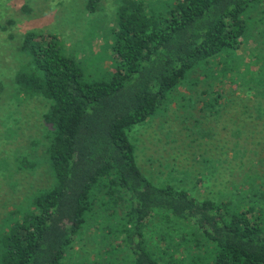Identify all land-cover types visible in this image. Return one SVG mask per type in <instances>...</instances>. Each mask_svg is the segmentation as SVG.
<instances>
[{"label": "trees", "instance_id": "obj_1", "mask_svg": "<svg viewBox=\"0 0 264 264\" xmlns=\"http://www.w3.org/2000/svg\"><path fill=\"white\" fill-rule=\"evenodd\" d=\"M97 1L85 0V10L94 12ZM263 2L112 0L114 24L104 43L110 69L92 79L75 48L67 52L56 34L27 29L20 44L25 58L12 81L16 96L45 101L37 144L48 183L28 190L0 219V264H115V257L98 254L70 261L68 249L90 227L95 241L110 245L95 248L106 254L116 253L113 239L121 240L125 264H264V175H257L264 158L239 141L253 128L251 141L264 145V86L251 85L257 74L264 79V56L246 62L244 80L229 64ZM253 63L256 73L248 69ZM225 82L251 92L253 104L241 99L245 93L230 96ZM186 96L193 101L182 106ZM173 104L188 107L180 115L192 121L193 142L209 141L202 154L209 176L227 155L247 149L252 160L240 185L200 197L191 187L205 185L204 175L190 176L181 188L153 183L140 171L130 131L163 119ZM219 118L232 140L223 149L213 143ZM205 120L213 129L203 127ZM23 155L15 170H33L35 159Z\"/></svg>", "mask_w": 264, "mask_h": 264}, {"label": "rangeland", "instance_id": "obj_2", "mask_svg": "<svg viewBox=\"0 0 264 264\" xmlns=\"http://www.w3.org/2000/svg\"><path fill=\"white\" fill-rule=\"evenodd\" d=\"M84 1L0 0V82L2 84L0 91V219H3L12 205L21 201L22 196L28 190L46 186L48 183L44 165L41 163L42 149L37 144V140H40L42 135L41 114L45 109V101L40 98L16 96L12 81L15 70L20 67L25 58L23 52L20 51L23 33L27 29H32L37 32L43 31L56 34L66 46L67 52H71L75 48V55L77 57L83 56L82 69L91 79L110 69L109 63L111 60L105 50L104 43L108 42V28L114 24L112 0H98L94 12L85 10ZM252 15L253 19L250 21V26L248 25L249 33L246 42L236 51L235 56H231L233 59L229 60V64L235 65L236 69L238 67V79L243 80L249 74L244 71L247 67L246 62L249 60L255 61L257 55L264 56V2ZM256 65L257 63L250 64L248 69L252 67V72L256 73ZM257 75L255 78L251 77V85H253V81L259 80L258 84L263 87L264 79H261L263 75L260 74L259 77ZM245 82L247 83V81ZM222 87L225 91L230 89V96L231 94L232 96H243L245 93V91H239L243 88H237L233 84L229 87L228 82L222 84ZM217 89H219V83H217ZM177 91L185 90L182 86H179ZM249 95H251V92L249 94L245 93L246 98L241 99H244L251 106L253 99L251 97V100H247ZM179 100L183 106L184 104H190L193 97L186 96L182 99L180 97ZM187 110L186 105L184 110L181 111L179 107L176 109L173 104L172 107L167 109L166 117L165 114L161 115L163 119L156 117L151 120L149 125L142 122L133 127L130 131V133L132 132L130 139L135 147L137 166L149 181L156 184L167 182L181 188L188 187L189 179L187 178L190 176L195 181V179L204 175L203 182L207 181V183L205 185L195 183V187L192 186L191 189H195L200 197H220L221 194L232 191L235 186L243 182L242 179L248 172L246 166L249 167L250 160H252H249L251 156L247 149L255 148L259 150V153L256 154L257 157L264 158V150H261L264 147L263 140L261 139V145H254L251 140L255 129H245L243 133L244 143L241 139L239 141L241 142L240 147L243 148L244 144V148L247 149L243 153L238 152L237 154L227 155L220 161V166H216L217 170L214 169L213 174L209 176V173H205V171H210V169L208 170V167H210L209 162L207 161V164L203 162L205 161L203 158L207 157V154L205 153V157L202 155L205 149L210 146L208 145L209 141L204 140L205 142L202 141L201 144L193 142L192 138L196 133H194L195 129H193L194 134L191 133L190 124L192 121L189 117L180 115L183 111L186 113ZM225 119H223V124ZM187 124H189V130ZM201 124L203 127H211L209 126L211 123L208 124L206 120ZM214 127L217 134L213 143L216 141L220 147L222 146L221 149L223 147L227 148V145H221V143L230 145L229 142H232L227 134L228 127L222 128L221 120ZM211 128L213 129V127ZM225 139L229 140L225 141ZM30 144L38 146L31 148ZM211 149L213 148L211 147ZM211 154L212 156L218 155L215 154L214 149ZM22 155L23 159L27 158L32 161L35 159L33 170H27V167L24 171L23 168L15 170L14 163L17 161L15 158L19 156V161H21ZM200 157L202 158L201 161ZM183 169L187 171V176ZM258 171L257 175L260 173L263 177L264 161L263 167L260 166ZM262 185L264 186V184ZM193 192L195 193V191ZM93 233L95 232H92L91 227L87 228L82 236L74 241L73 248L67 251V254L71 253L70 261L81 257L79 260L81 262L86 256L92 259L98 254L101 257L97 259L115 257V264H125L123 259L127 258V255L121 247L120 239L112 240L116 253L107 252L106 254L101 248H95H98L99 245L108 250L110 245L107 241H100L101 243L95 241L96 235ZM189 248L191 251L198 249V247L197 249Z\"/></svg>", "mask_w": 264, "mask_h": 264}]
</instances>
